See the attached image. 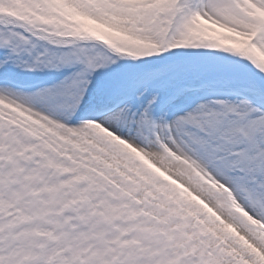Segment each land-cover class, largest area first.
I'll list each match as a JSON object with an SVG mask.
<instances>
[{"label":"snow or ice","instance_id":"snow-or-ice-1","mask_svg":"<svg viewBox=\"0 0 264 264\" xmlns=\"http://www.w3.org/2000/svg\"><path fill=\"white\" fill-rule=\"evenodd\" d=\"M0 264H264V0H0Z\"/></svg>","mask_w":264,"mask_h":264}]
</instances>
